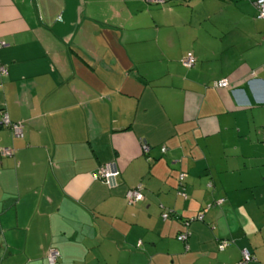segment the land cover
Listing matches in <instances>:
<instances>
[{"label":"crops","instance_id":"obj_1","mask_svg":"<svg viewBox=\"0 0 264 264\" xmlns=\"http://www.w3.org/2000/svg\"><path fill=\"white\" fill-rule=\"evenodd\" d=\"M0 39V264H264L255 0H0Z\"/></svg>","mask_w":264,"mask_h":264},{"label":"built area","instance_id":"obj_2","mask_svg":"<svg viewBox=\"0 0 264 264\" xmlns=\"http://www.w3.org/2000/svg\"><path fill=\"white\" fill-rule=\"evenodd\" d=\"M148 3L153 4H162L166 0H145ZM255 4L257 7V15L260 17H264V0H255ZM57 19H60V15L56 16ZM5 41L0 39V48L5 45ZM180 62L185 67H190L194 63V57L191 52H186L181 58ZM6 73V67L4 65H0V75H3ZM227 79H220L218 80L215 85L217 87H226L227 86ZM1 123L8 127L13 137H21L23 135V122L22 121H11L6 114V112H1ZM141 149L143 152H147L148 146L146 144L141 145ZM161 150H164V147H161ZM13 149L11 147H2L0 149V154L9 156L12 155ZM119 173V170L115 164L114 161H108L102 165H100L97 170L92 173L93 179H99L103 181L104 183L108 184L109 186H112L116 182V177ZM181 191V192H180ZM178 191L181 196H185L183 193V190ZM142 193V186L141 184H137L133 187H129L126 189L124 193V199L126 203L131 204L135 201L141 200L143 198ZM221 199L217 200L216 203H218ZM206 209V208H204ZM203 209V210H204ZM162 217H167V212L162 213ZM196 219H202V213H198L195 216ZM188 235L187 231L181 232L177 235V239L184 240ZM227 240H220L218 247L219 249H223L225 245L227 244ZM59 255V252L55 248H49L45 253V258L48 264H53L57 257ZM254 260V257L250 253V251L246 248H242L240 250V259L237 262V264H246L248 261Z\"/></svg>","mask_w":264,"mask_h":264},{"label":"trees","instance_id":"obj_3","mask_svg":"<svg viewBox=\"0 0 264 264\" xmlns=\"http://www.w3.org/2000/svg\"><path fill=\"white\" fill-rule=\"evenodd\" d=\"M142 193H143V192H142ZM168 215H169V214H168V212H167V217H168ZM161 216H162V213H161ZM162 218H163V217H162ZM165 218H166V217H165ZM163 219H164V218H163ZM184 231H187V232H188L187 229H184V230L180 231L179 233H177V235L180 234L181 232H184ZM177 235H176V238H177ZM178 240H179V239H178ZM181 241H183V240H181ZM219 241H220V240H219ZM218 244H219V242L217 243V248L219 249ZM227 244H228V243H227ZM227 244H226V245H227ZM226 245H225V247H226ZM225 247H224V248H225ZM224 248H223V249H224ZM221 250H222V249H221ZM250 253H251V252H250ZM252 256H253V255H252ZM58 257H59V255H58ZM58 257H57V259H58ZM45 259H46V258H45ZM57 259H56V261H57ZM254 259H255V258H254ZM56 261H55L54 263H56ZM250 261H252V260H250ZM250 261H248V263H249ZM47 263H48V262H47ZM54 263H53V264H54ZM246 264H247V263H246Z\"/></svg>","mask_w":264,"mask_h":264}]
</instances>
